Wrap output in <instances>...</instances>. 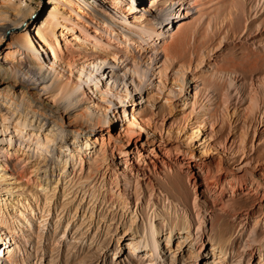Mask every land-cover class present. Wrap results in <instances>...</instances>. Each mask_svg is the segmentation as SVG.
<instances>
[{
	"label": "rangeland",
	"instance_id": "rangeland-1",
	"mask_svg": "<svg viewBox=\"0 0 264 264\" xmlns=\"http://www.w3.org/2000/svg\"><path fill=\"white\" fill-rule=\"evenodd\" d=\"M19 1L0 0L2 13L14 14L7 10L8 6ZM126 1L134 4L136 13L116 7L109 0H22V9L34 11L33 27L57 9L60 17L66 18H61V23L67 26L66 36L75 50L84 56L101 53L104 60L99 71L93 70L91 64H77L70 73L62 61L54 59L51 47L34 28L30 31L32 52L17 47L20 50L10 58L6 57V44L0 47V77L21 80L33 96L32 105H28L20 97L11 99L0 94L15 115L28 121L23 120L28 130L22 133L15 132L13 123L7 124V130L0 123V140L12 148L21 146L31 160L40 153L46 157L35 171L39 183L19 179L11 172V162L7 168L0 167V208L5 215L0 221V264H69V258L80 262L90 252L94 258L85 264H263L264 248L260 252V246L264 245V90H259V105L254 113L248 115L245 108L253 91L251 81L264 73V0ZM230 19H235V25L237 22V35L229 28ZM9 26L10 32L14 27L11 19L0 20V29ZM188 28L192 47L197 38L203 41L209 37H215L216 46H202L198 54L188 51L192 63L189 68H182L179 60L165 56L163 49L178 32ZM248 32L257 34L256 38L250 40ZM217 47L221 49L216 50ZM108 49L112 55L105 51ZM34 56L39 57L40 63L31 61ZM134 65L142 73L141 78L133 70ZM111 70L119 74L115 82ZM234 74L239 76L235 87L230 86ZM59 80L76 87L77 92L69 102L55 104L45 92ZM6 87L0 83L1 92ZM168 92L171 101L166 99ZM131 104L138 111L152 109L157 116L166 114L168 126H164L163 134L179 141L183 148L197 118L203 121L196 125L199 131L216 139L213 146L229 135L230 128V134L238 141L246 132L243 147L236 142L234 155L228 153L224 158V170L211 168V181L219 190L218 204L211 211L199 201L203 209L199 217L196 214L192 174L185 163L156 178L159 198L152 207L142 198L151 192L149 188L146 191L145 185L128 189L131 209L123 211L107 199L105 188L92 197L94 188H87L86 180L79 188L78 197L84 196L83 200L75 199L81 212L68 216L56 207L67 199L62 197L60 188L70 181L73 168L80 167V156L91 157L98 149L95 135L84 128L93 127L94 120L102 118L109 130L104 132L105 140L115 142L127 129L125 124L138 116ZM76 123H82L83 129L75 132ZM251 123L256 127L255 134ZM87 137H91L87 141L89 147L85 144ZM154 137L157 139V133ZM203 145L192 144L190 149L195 154L209 150ZM117 159L113 163L109 157L106 177L100 179L104 182H98V187L118 182L125 186L121 183L123 165ZM217 171L222 173L221 179ZM50 184L57 187V193L51 200V211L46 212L40 196L49 191L45 188ZM84 189L93 191L86 193ZM33 193L39 198L33 199ZM82 212L94 213L95 217H84ZM59 221L64 224L56 233ZM250 232L255 242L249 246ZM78 261L75 264H80Z\"/></svg>",
	"mask_w": 264,
	"mask_h": 264
},
{
	"label": "bare ground",
	"instance_id": "bare-ground-1",
	"mask_svg": "<svg viewBox=\"0 0 264 264\" xmlns=\"http://www.w3.org/2000/svg\"><path fill=\"white\" fill-rule=\"evenodd\" d=\"M109 1H111V3L113 5H115L116 7L119 5L118 7L128 9L127 11L132 12V14L136 13V11H137L134 4L129 5V3L127 1L125 2V0L124 1L120 0V2H119V0H109ZM22 6H23L22 0H20L19 2H12L11 5L8 6V9H7L11 12L13 11L14 14H11V16L7 15L8 12L2 13L3 10L0 9V20H2V22H6V19H11L13 22V25H14V27H12L10 29V32H9L10 26L9 27H3L0 29V47L3 44H6V48H5L7 50L6 57L14 58L15 53L19 49V48L17 49V47H20L21 49L25 50V52L26 51L29 53L32 52V50H31L32 42L31 41H33V35L31 36L30 31H31V28H34V32H37V35L40 37V39L43 40L44 42H46L48 44V46L51 47L54 59H56V60L59 59L60 61H62L66 65L65 68H67L70 71V73L73 72V70L75 69V66L77 64L80 66H82L84 64H91V65H93V70L95 69V70L99 71V69H101V63L104 60V56L102 57V54L98 53V52L93 53L89 56L88 55L84 56L80 52H77L75 50V47L73 46L74 44L72 45V43L68 40V37L66 36L67 35L66 32H68L67 26L64 23H61V18L63 20H66V18L62 17V16L60 17L61 14L58 13L57 9L53 13H50V15H48V17L46 18V20L43 23L36 24V26L33 27V25L35 24V20H34V17L31 15L34 11L33 10H26L23 7L25 9L24 10V9H22ZM233 6L235 7L236 4H234ZM55 7H56V4H55ZM231 14H233L232 11H231ZM3 15H7L8 18H7V16H5L3 18L2 17ZM132 16H134V15H132ZM237 18H238V14H237ZM237 18H235V19H237ZM235 19H230L229 28L231 29L232 32H234L237 35L238 34V25H237V22L235 25V23H234ZM23 27H24V30H22ZM62 28H63V30H62ZM189 28L187 30H183L181 32H178V36L175 37L173 42L171 41L172 43L170 42L169 44H166V46H164V49H163V50H165L164 52L166 53L165 56H167L168 58L172 57V59L179 60V62L181 64V65L180 64L179 65L182 68H184V66L189 68L191 63H192V59L188 58V51L191 52V50H192L194 53L198 54V52H200L199 50L202 46L205 48H208V49L209 48L211 49L212 47L216 46V44H215L216 42L214 41L215 37H209L208 40H203V41L202 40L200 41L197 38V44L194 41L195 43H193L194 44L193 47L191 46V44L189 45ZM7 29H8V31H6ZM109 31H111V30H109ZM256 35L257 34H255V36ZM255 36H253L251 32H248V37L250 40H254L256 38ZM260 37H261V35H260ZM217 49H221V48L217 47L216 50ZM105 51L111 55L113 53L112 51H110V49L105 50ZM210 52H212V50ZM216 55H217V53H215V56ZM113 57L115 59H117L116 56L113 55ZM210 58H212V60L215 63V60L213 59V57H210ZM33 60L35 62L40 63L38 56H34V58H32L31 61H33ZM133 70L135 72L139 73V77L141 76L142 73L140 74L136 65H134ZM110 74H111L112 78L114 79V82L117 78H119V74L116 71L111 70ZM236 74H234L231 77L230 86H234L236 83L239 82V76ZM176 75H177L176 76L177 79H179V77H178L179 75H178L177 71H176ZM0 83L1 84H3V83L7 84L6 88L8 89V91L6 88H5L6 90H4L3 92L0 91L1 96H3V97H5V96L9 97L10 96L11 99H13L14 96L15 97L17 96V97H20V99H22L23 102L25 101L24 104L27 103L28 105H32L31 103L33 101V99H32L33 96H32L31 90L28 88L26 89V86L24 84H22L21 80H14V79L10 80L8 78H4V77L1 78L0 77ZM250 86H251V89L253 91L251 92L252 93L251 96L248 98V100H249L248 104L249 105L247 104L248 106H246L247 108H245L248 115L254 113V111L258 109V105H259L258 104V100H259L258 99V97H259L258 93H259L260 89L264 90V73L261 74V76L257 77L256 79H254L253 81H251ZM76 92H77L76 87H74V86L72 87L67 82L59 80V81H56L54 83V86L51 87L50 89H48L47 92H45V94L49 99H51V101H53L55 104H57V103H62V102L63 103L69 102V99L73 95H75ZM152 95H155V93ZM166 95H167L166 99L168 101H171L172 96H170V92H168V94H166ZM25 97L27 98V100L25 99ZM228 101H229V99H228ZM181 103H182V101H181ZM131 106H132L131 110L133 111V113L136 112L138 114V116L137 117L133 116L134 121H132L130 124H127V123L125 124V128H127V129H125L123 131V133H121V135H120L121 137H119V139H117L115 142H113V140L110 141V138L108 139V141L105 140L104 132L109 131V130H108V128H106L107 127L106 125L108 123L106 121H102L101 120L102 118L101 119L98 118L97 120L95 119L93 127L90 126L88 128V126H87L86 128H84V130L86 129V131H88V132L91 131V134L89 133L90 135H92V134L95 135L93 140H95V142L99 143L98 149L95 148L96 151L93 152V155L91 157L86 155V151H85V153H84L86 155V157H84L85 159L83 157H81L79 154H74L76 156H80V159H81L80 167L78 169H75L76 167L73 168V170L70 173V176H71L70 181L66 182L60 188V192L63 195L62 197H64L65 199L67 198V199L61 203L59 202L60 204L57 203L56 207L57 208H58V206L61 207L62 212L61 211L60 212L62 214H64L65 212L67 213V215H68V213L71 214L73 212L74 213L76 212V214L79 213L77 211H79L80 209L78 206H76L77 204L75 203V199L78 197L79 193L81 192V190L79 192V188H80V185H82L84 180L88 181L87 182L88 183L87 188L89 186L90 187L92 186L94 188V191L92 189H89V190L87 189L88 191H86V189H84V191H86V193L87 192L91 193L93 191L91 194H92V197L95 198V196H96L95 194L97 193V191H100L102 188L103 189L105 188L104 191H106V193L108 192L107 199L113 205H116L117 208L119 207L123 211H124V209H127V210L131 209V205L129 202V199H130L129 198V196H130V194H129L130 189L129 188H132V186H133V190H134V188L137 190L138 188H140V186L144 187L142 185H145L146 191L149 188L151 192H149L148 194L145 193L147 195H143V196L141 195V196H142V198L145 199V201H147V204L152 207V206H154L155 202H157V200L159 198L158 195L156 194V192H157V190H156L157 185L155 184L156 178L161 177L162 175L169 173L170 171H172L174 169V167L176 165H181V164L185 163L188 166V168H186V169L189 172H191V174H192L193 188H194V191L196 193V197L194 198V204H193L194 210L196 211V214L199 217L200 214L202 213V209H203V208L202 209L200 208L199 201H203V204L207 208V211H211V208H213L216 205L218 197H219L218 187L214 186L212 181H211V177H210L211 171H212L211 168L215 167L216 170H219V171L224 170L222 168L223 163L225 161L224 158L226 157V155L228 153H229L228 155H230V156L234 155L233 150L236 149V142H239V145H241V146L244 144V140H245V137L247 135L246 132L243 133V135L240 137V140L238 141V140H236L237 138L235 136H233V134H230V133H232L231 132L232 129L230 128V130H228L230 132L229 135L218 139L217 140L218 142L216 143V145L213 146V144H214L213 142L216 141V139L214 140L212 138L213 136L212 137H208V135L205 136L203 133H201V131H199V129L196 125L197 124H203V121H201V118L200 119L197 118V120H196L197 122H194L191 125V132L187 136V140H189V141H188V143H186V146L183 148L182 147L183 145L179 141L174 140V139H170V137L163 134L162 130L164 129V126H168L166 114H164L162 112L160 116H157V114H154L153 111H151L152 109L150 111H148L149 109L146 111H138L136 106H134L133 104H131ZM125 107L126 106H124L122 108L124 114L126 112ZM32 108H35V106L33 105ZM14 112L15 111H14V109H12L11 106H8L6 104V102H3L0 99V123L3 124L4 130H7L9 128L8 123H13V128H14L15 132H17V133H20V132L22 133L23 130H25V129L28 130L25 126L28 121L24 117H21V115H19V114L15 115ZM13 115H15V116H13ZM248 115L246 116L245 120H247V118H249ZM24 119L27 121L26 123H25V121H23ZM82 123L84 124V122H82ZM82 123L81 124L76 123V125H73V128L76 129L75 132L78 130H81V128L83 129L84 125L82 126ZM251 126H252V128L254 130V134H255V128L256 127H254L252 123H251ZM220 127L222 128V125H220ZM134 128H135V130H134ZM212 130H214V126H212ZM156 133L158 136L157 139H156V137H154V134H156ZM29 136H30V134H29ZM45 136H46V140H48V138H49L48 135L45 134ZM31 137H32V135H31ZM110 137H111V135H110ZM32 139L33 138H31V140ZM85 139H86L85 144H86V146H88L87 141H90L91 137L90 138L87 137ZM199 143L204 144L203 146L204 147L206 146V148L209 150H203L202 149V150H198V152H196V154L193 153L192 149H190V146L192 144H199ZM26 151L23 148H21V146H18L16 148L13 145V148H12V146L10 144L7 145L5 142L0 140V167L2 166V167L7 168L8 167L7 163L11 162L12 163V166L10 167L11 172L16 173V175L19 176V179H20V177H22V178H25L30 183L31 182L36 183V182H38V178H36V172L35 171L37 170L39 164H42L41 163L42 161L44 162V159L46 157H44V155H42L40 153L36 157H34L33 160H31L30 159L31 156L29 157V154ZM109 157L111 158L113 163L117 158H119V160L121 161V163L123 165L122 166L123 182H121V183L125 184L124 187L122 184H120V182L116 183V185H114V186L111 184L112 185V186L110 185L111 187L107 186L106 184L98 187L97 184H98V182H100V179L101 178L105 179V177H106L105 175H106V169L108 168L107 166H108ZM72 158H74V157L72 156ZM83 160H86V162L84 161L86 164V166L84 165L85 169L83 166ZM242 166H245V165H241V167ZM262 168H264V167H262ZM242 169H244V168H242ZM224 173H226V171ZM221 177H222V173H219L218 178L221 179ZM103 182L104 181L100 182V184ZM45 185H47V184H44V185L38 184V186H45ZM49 186H47V188L43 187L45 189H48L49 191L45 192V194L43 196H40L41 201L43 200V203H45V206L42 208H44L43 210H45L46 212L51 211V210H49V207L52 205L51 202L53 201L52 199H54L53 196L55 195V192L57 191V187L55 185H53V187H51V184H50ZM123 188H125V192L123 191L124 190ZM260 191L262 192V190H260ZM143 192H145V191H143ZM83 194L85 195V192H83ZM91 194L89 196H91ZM80 195H81V193H80ZM32 197H33V199L35 198V200L39 198L37 196V194H35V193L32 194ZM79 197H81V196H79ZM92 197H91V201H92ZM261 197L264 198V193H262ZM83 198H84V196H83ZM83 198L81 200H83ZM261 200H263V199H261ZM1 201L2 200H0V202ZM89 201H90V199H89ZM91 201H90V204H91ZM36 202H38V201H36ZM40 204H41V202H40ZM55 205H56V203L54 202V206ZM80 205L81 204H79V206ZM29 206H30V204H29ZM4 207L6 208V206H4ZM1 208H0V221L2 222V219L4 218L5 215L3 216V210ZM28 208H31V207H28ZM92 208H94V207H92ZM5 211H6V209H5ZM80 212H81V210H80ZM82 213H83V216L87 217V218L88 217H90V218L95 217L94 213L89 212L90 214H87V215L85 212H82ZM76 214H74V215H76ZM42 215H43V213H42ZM85 221H87V220H85ZM3 222H4V220H3ZM62 224H64L62 221H59L57 223L56 233L62 228ZM249 234L250 235H248L247 243L250 246L255 241H254V239H252V238H254L253 232H250ZM262 247L264 248V245L260 246V252H262L261 251ZM55 249H57V248H55ZM55 251H57V250H55ZM77 253H81V252H77ZM77 253H76V256L78 255ZM69 255L71 257V254H69ZM93 258H94V256L90 252L88 254H85L84 258H82V260L80 262L78 261L79 259H77V258H76L77 260L75 258L74 259L69 258L68 262H69V264H75V261H78L80 264H85V262L89 263L90 260H92ZM66 259H67V257H66ZM60 263H58V264H60Z\"/></svg>",
	"mask_w": 264,
	"mask_h": 264
}]
</instances>
